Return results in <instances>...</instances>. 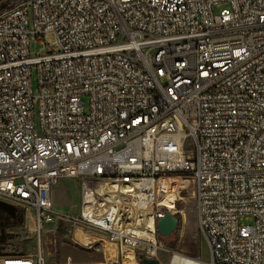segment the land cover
<instances>
[{
  "label": "built area",
  "instance_id": "2783aa9c",
  "mask_svg": "<svg viewBox=\"0 0 264 264\" xmlns=\"http://www.w3.org/2000/svg\"><path fill=\"white\" fill-rule=\"evenodd\" d=\"M63 177L80 182L77 215L53 209ZM189 189L208 261L157 231L166 213L185 226ZM0 200L16 209L0 215V264H93L51 259L41 231L54 217L99 232L87 247L115 244L120 264L161 251L264 264V0H21L1 12ZM26 209L33 252L20 245Z\"/></svg>",
  "mask_w": 264,
  "mask_h": 264
},
{
  "label": "rangeland",
  "instance_id": "374dc122",
  "mask_svg": "<svg viewBox=\"0 0 264 264\" xmlns=\"http://www.w3.org/2000/svg\"><path fill=\"white\" fill-rule=\"evenodd\" d=\"M21 1V0H20ZM224 4L215 6L213 12L217 14ZM54 40L52 33H47L43 40L34 39L30 42V53H45L48 50L49 42ZM46 42V43H45ZM48 43V44H47ZM34 91H36V77L32 75ZM87 105V98L83 97ZM184 205L188 212V221L185 226L178 227L170 236L164 237V243L173 251L188 253V249L195 248L197 257L202 261L209 260V248L203 235L201 234L196 220L195 200L191 190L184 192ZM51 199L54 211L67 215H77L81 204V185L76 178H60L58 182L52 186ZM0 215L6 219V215L0 210ZM80 229L93 237H101L99 232H94L90 229L74 226L67 219H58L54 217V221L45 226L41 231L42 248L53 250L52 260H65L70 257L74 262H103L102 255L99 251H89L85 247L79 245L80 239L75 233ZM22 236L20 242L23 251L33 252L36 243L35 218L31 210L26 209L23 214V224L19 228ZM190 243V244H188ZM188 244V248L187 247ZM47 255V252H45ZM192 256V255H190ZM160 264H170L172 254L161 251L158 254Z\"/></svg>",
  "mask_w": 264,
  "mask_h": 264
},
{
  "label": "water",
  "instance_id": "95a60500",
  "mask_svg": "<svg viewBox=\"0 0 264 264\" xmlns=\"http://www.w3.org/2000/svg\"><path fill=\"white\" fill-rule=\"evenodd\" d=\"M0 209L10 215L12 218L16 217V209L12 204L0 200ZM20 221V219H18ZM178 228V219L176 216L166 213L163 217L157 220V231L162 237H167L176 231ZM190 244V243H188ZM187 244V247H188ZM190 248V247H188ZM188 253L192 256L197 255L195 248L188 249ZM142 264H160L157 259H145Z\"/></svg>",
  "mask_w": 264,
  "mask_h": 264
},
{
  "label": "crops",
  "instance_id": "0c3cea01",
  "mask_svg": "<svg viewBox=\"0 0 264 264\" xmlns=\"http://www.w3.org/2000/svg\"><path fill=\"white\" fill-rule=\"evenodd\" d=\"M75 233L78 235V238L80 239V243L79 245L85 247V249L89 250V251H99L102 255L103 258V262L100 263H93V264H104L105 262H107L109 259L113 260L115 259V263L112 264H120V260L118 257V252H117V247L115 244L108 242V241H100L97 242V244L93 247V248H88L87 241H92V236L90 234H87L86 232H83L82 229L76 230ZM85 235L89 236L88 239H85Z\"/></svg>",
  "mask_w": 264,
  "mask_h": 264
},
{
  "label": "bare ground",
  "instance_id": "6f19581e",
  "mask_svg": "<svg viewBox=\"0 0 264 264\" xmlns=\"http://www.w3.org/2000/svg\"><path fill=\"white\" fill-rule=\"evenodd\" d=\"M52 222L53 221L51 219V223ZM170 264H207V263H205V262H199V261L193 260L191 258H185V257H182L181 255H175V257L173 258V261H171Z\"/></svg>",
  "mask_w": 264,
  "mask_h": 264
},
{
  "label": "trees",
  "instance_id": "16d2710c",
  "mask_svg": "<svg viewBox=\"0 0 264 264\" xmlns=\"http://www.w3.org/2000/svg\"><path fill=\"white\" fill-rule=\"evenodd\" d=\"M20 0H0V13L4 10L16 5ZM177 230V229H176ZM160 238L164 241V237L159 234Z\"/></svg>",
  "mask_w": 264,
  "mask_h": 264
},
{
  "label": "flooded vegetation",
  "instance_id": "af4514ba",
  "mask_svg": "<svg viewBox=\"0 0 264 264\" xmlns=\"http://www.w3.org/2000/svg\"><path fill=\"white\" fill-rule=\"evenodd\" d=\"M170 236V235H169Z\"/></svg>",
  "mask_w": 264,
  "mask_h": 264
}]
</instances>
